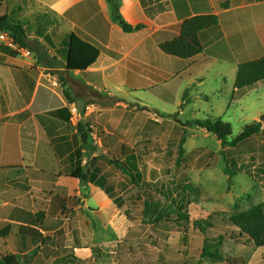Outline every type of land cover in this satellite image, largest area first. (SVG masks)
<instances>
[{"label":"crops","instance_id":"0c3cea01","mask_svg":"<svg viewBox=\"0 0 264 264\" xmlns=\"http://www.w3.org/2000/svg\"><path fill=\"white\" fill-rule=\"evenodd\" d=\"M114 6L129 32L113 19ZM0 14L23 28L43 25L64 52L70 34L98 51L93 64L50 52L56 65L0 51V254L19 264H90L93 250L77 243L80 234L94 240L96 200L137 201L109 163L132 153L137 164L114 136L137 107L169 119L191 97L213 94L205 90L211 72L235 102L264 87L234 88L238 66L264 57V0H0ZM208 14L218 23L198 33L199 55L182 60L160 50L185 19ZM97 120L114 129L101 130L103 153L88 160L82 132Z\"/></svg>","mask_w":264,"mask_h":264},{"label":"rangeland","instance_id":"374dc122","mask_svg":"<svg viewBox=\"0 0 264 264\" xmlns=\"http://www.w3.org/2000/svg\"><path fill=\"white\" fill-rule=\"evenodd\" d=\"M24 31L26 38L31 34L36 37L35 41L29 40L25 48L0 42V51L9 56H22L23 53L28 58L34 57L38 63L56 65L60 61L51 58L50 52H53L68 62L67 52L60 50V46L46 35L47 30L43 25L32 24L25 27ZM40 42L45 44L46 50ZM211 76L212 72L206 78L205 90L212 91L213 94L191 97L190 103L181 105L169 119H159V115L150 110L144 111L137 107L121 122L120 125L127 123L126 129L118 128L117 132L114 131L116 139L137 156L136 169L140 184L131 189L136 188L140 195L149 192L150 203L155 211L167 213L182 210L187 211L191 219H201L209 213L232 216L264 205V131L233 147H223L214 134L193 124L194 121L220 120L229 125L228 139L232 140L246 125L261 122L260 117L264 115V87L239 97V102H235L238 99L230 98L229 84L224 85L221 90L218 86L221 80L211 79ZM215 91L219 93L215 94ZM106 124L97 120L87 129L88 160L103 153L100 133L112 132L114 129H109ZM261 128L264 129V123H261ZM181 134L185 136L184 155L178 166L176 150ZM226 167H236L240 171L229 178L225 173ZM165 170L168 171L167 174L164 173ZM131 194L130 192L128 196ZM107 201L96 200L93 242L85 243L84 234L78 236L79 242L83 241L77 244L88 245L93 250L90 264L91 260L94 264H135L137 258L121 245V241L131 230L138 234L141 246L147 251H162L160 253L167 259L180 260L179 233L173 232L165 242L169 251L162 250V242L150 239L153 232L142 222L141 201ZM82 226L80 224V229L84 232ZM118 245L121 246L120 253L116 251ZM223 253L245 257L248 262L250 260L249 264H264V256L252 247L233 246L232 250L227 247ZM140 255L138 248L137 257ZM202 264L226 262L204 261Z\"/></svg>","mask_w":264,"mask_h":264},{"label":"trees","instance_id":"16d2710c","mask_svg":"<svg viewBox=\"0 0 264 264\" xmlns=\"http://www.w3.org/2000/svg\"><path fill=\"white\" fill-rule=\"evenodd\" d=\"M227 5H222L225 7ZM112 17L117 21L125 32L131 30V26L121 18L117 12V7L112 9ZM218 19L214 15H200L185 19L181 24L179 36L171 41L164 42L160 45V50L169 55L182 60H189L199 55L202 51V45L198 39V33L208 28L216 26ZM0 29L9 33L14 43L20 47H27V38L22 24L12 20L6 14H0ZM68 62L78 61L87 64H93L98 57V51L91 45L81 41L73 34L68 35L67 41ZM264 81V57L241 63L238 66L234 88L252 89L258 82ZM261 122H253L246 125L242 132L232 140H229L230 127L217 121H194L193 124L204 129L208 133L214 134L220 140L223 147H233L238 143L259 135L264 129L261 123H264V115L260 117ZM83 138L87 139L86 132ZM185 142L184 134H181L177 141V161L179 166L184 155L183 145ZM106 161V159H102ZM136 160L134 155L127 153L125 162L110 160L121 174L126 176L128 185L139 187V175L136 169ZM240 169L236 167L225 168V173L231 178L237 175ZM167 170L164 171L167 174ZM77 177V175H73ZM80 178H82L80 176ZM127 185V186H128ZM123 188L124 186L121 185ZM137 197L138 201L143 204L142 222L151 228L154 242H162L163 249L169 251V246L165 243L171 237L173 232L179 233V243L181 248L180 260L166 258L162 251H147L138 239V234L129 231L121 245L134 255L135 264H202L204 261L226 262V264H247L248 259L242 256H231L229 253H223V250L233 246L252 247L260 255L264 256V205H258L249 210L226 216L218 213H209L201 219H191L187 211H175L163 213L155 211L151 205V194L140 195L139 192L130 196L131 200ZM154 237V238H153ZM137 239V241H135ZM139 248L140 257H137ZM121 246L116 248L120 253ZM250 262V260H249ZM248 262V264H249ZM0 264H19L12 255H1ZM70 264H82L79 259L72 258Z\"/></svg>","mask_w":264,"mask_h":264},{"label":"built area","instance_id":"2783aa9c","mask_svg":"<svg viewBox=\"0 0 264 264\" xmlns=\"http://www.w3.org/2000/svg\"><path fill=\"white\" fill-rule=\"evenodd\" d=\"M13 41V38L9 34L0 29V42L13 46V44H15Z\"/></svg>","mask_w":264,"mask_h":264}]
</instances>
